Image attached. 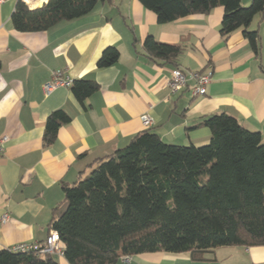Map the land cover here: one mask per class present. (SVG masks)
<instances>
[{"label": "crops", "instance_id": "crops-1", "mask_svg": "<svg viewBox=\"0 0 264 264\" xmlns=\"http://www.w3.org/2000/svg\"><path fill=\"white\" fill-rule=\"evenodd\" d=\"M23 1L36 8L47 0ZM16 2L0 3V135L6 137L0 157V249L45 240L53 209L63 198L62 185L86 175L97 158L145 129L166 143L202 145L210 138L199 126L203 118L224 113L264 135V11L248 27L259 33L256 54L242 29L222 39V6L159 23L139 0H109L42 32H21L10 22ZM147 36L179 45L180 52L153 59L143 49ZM108 46L118 49V59L98 67ZM176 67L210 70L206 93L194 94L192 79L171 92L168 77ZM55 70L71 81L91 79L98 90L82 104L70 85L45 93L44 82ZM57 109L71 120L44 144L45 119ZM145 113L152 118L149 128L140 117ZM53 258L68 264L63 256ZM117 264H264V245L220 246L201 259L187 252H145Z\"/></svg>", "mask_w": 264, "mask_h": 264}, {"label": "trees", "instance_id": "trees-1", "mask_svg": "<svg viewBox=\"0 0 264 264\" xmlns=\"http://www.w3.org/2000/svg\"><path fill=\"white\" fill-rule=\"evenodd\" d=\"M109 0H47L30 8L17 0L11 13L16 31H43L62 20L87 14ZM159 23L193 13L224 9L222 39L237 29L256 54L259 33L248 29L263 13L264 0H139ZM143 49L153 59H170L179 45L147 36ZM114 46L103 49L98 67L118 59ZM178 68V67H176ZM71 94L82 104L98 90L91 79L71 81ZM71 116L63 109L45 119L44 144L56 138ZM210 132L202 145L172 144L145 129L113 153L97 158L91 170L62 185L49 231H57L68 264H117L138 253L187 252L198 259L220 246L264 245V135L230 115L203 118ZM54 255L0 249V264H59Z\"/></svg>", "mask_w": 264, "mask_h": 264}, {"label": "built area", "instance_id": "built-area-1", "mask_svg": "<svg viewBox=\"0 0 264 264\" xmlns=\"http://www.w3.org/2000/svg\"><path fill=\"white\" fill-rule=\"evenodd\" d=\"M4 0H0L2 3ZM29 5V4H28ZM168 87L171 92L178 91L182 89L188 79H192L195 82L193 93L198 95H204L206 93V86L211 81V71L207 70H192L185 71L180 68H175L171 71L170 77H168ZM71 80L68 77H63L62 72L59 70L52 71L51 77L47 82H44L43 89L45 93L50 92L52 89L60 85L69 86ZM142 123L144 127L149 128L152 124V118L148 114H142L141 116ZM6 137L0 135V157L4 151V143ZM8 219L7 213L2 216V220L6 221ZM60 242L59 235L57 231L50 229L47 237L42 242H31V243H19L13 246H10V249L14 252H27V251H36L38 254H50V255H59L63 256V245ZM123 262H129L130 257H121Z\"/></svg>", "mask_w": 264, "mask_h": 264}]
</instances>
